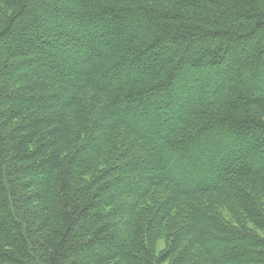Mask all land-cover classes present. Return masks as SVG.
<instances>
[{
	"label": "trees",
	"instance_id": "trees-1",
	"mask_svg": "<svg viewBox=\"0 0 264 264\" xmlns=\"http://www.w3.org/2000/svg\"><path fill=\"white\" fill-rule=\"evenodd\" d=\"M0 264H264V0H0Z\"/></svg>",
	"mask_w": 264,
	"mask_h": 264
}]
</instances>
